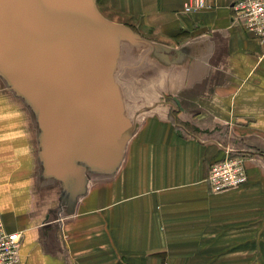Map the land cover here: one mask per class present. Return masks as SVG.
I'll return each mask as SVG.
<instances>
[{
    "label": "crops",
    "instance_id": "0c3cea01",
    "mask_svg": "<svg viewBox=\"0 0 264 264\" xmlns=\"http://www.w3.org/2000/svg\"><path fill=\"white\" fill-rule=\"evenodd\" d=\"M96 1L139 37L120 81L137 127L115 172L90 175L70 207L41 177L32 109L0 84V209L23 235L21 263L262 260L264 39L233 23L232 0L191 14L188 0ZM228 153L245 155L249 182L214 194L211 165Z\"/></svg>",
    "mask_w": 264,
    "mask_h": 264
},
{
    "label": "water",
    "instance_id": "95a60500",
    "mask_svg": "<svg viewBox=\"0 0 264 264\" xmlns=\"http://www.w3.org/2000/svg\"><path fill=\"white\" fill-rule=\"evenodd\" d=\"M130 28L96 0H0V77L36 116L43 175L72 207L112 174L137 127L116 80Z\"/></svg>",
    "mask_w": 264,
    "mask_h": 264
},
{
    "label": "built area",
    "instance_id": "2783aa9c",
    "mask_svg": "<svg viewBox=\"0 0 264 264\" xmlns=\"http://www.w3.org/2000/svg\"><path fill=\"white\" fill-rule=\"evenodd\" d=\"M216 0H188L186 13H195L213 9ZM232 21L258 39H264V0H232ZM208 185L214 194L238 189L249 182L247 159L242 154H230L223 160L211 165ZM21 232L7 230L0 209V264H22Z\"/></svg>",
    "mask_w": 264,
    "mask_h": 264
},
{
    "label": "rangeland",
    "instance_id": "374dc122",
    "mask_svg": "<svg viewBox=\"0 0 264 264\" xmlns=\"http://www.w3.org/2000/svg\"><path fill=\"white\" fill-rule=\"evenodd\" d=\"M97 3H98V1H97ZM99 5V4H98ZM97 5V6H98ZM99 8H100V5H99ZM101 9H102V11H103V8L101 7ZM103 13H104V15L105 16H108L104 11H103ZM126 46V47H125ZM127 51H129V46L127 45V44H122V48H121V54H120V61H118V67H117V71H116V80H117V83H118V85H119V87L121 88V92H122V97H123V99L125 100L126 98H125V94H124V90H126V86H125V84H123V83H121L120 81H121V79H123V74H122V69H123V59L125 58V56L123 55L125 52H127ZM0 84H2L4 87H6V88H8V86H7V84H6V82L0 77ZM128 88V87H127ZM13 92V91H12ZM17 96V95H16ZM18 97V96H17ZM127 103V102H126ZM33 112V111H32ZM33 115H34V117H35V120H36V116H35V114H34V112H33ZM36 122H37V120H36ZM37 126H38V124H37ZM38 134H39V130H38ZM38 139H39V136H38V138H37V141H38ZM39 142V141H38ZM38 161H39V163H40V174H41V177L43 178V167H42V163L40 162V160H39V157H38ZM106 174H104V175H95V176H105ZM50 179V178H49ZM51 180H53V179H51ZM53 181H55V180H53ZM56 182V181H55ZM55 182H53V183H55ZM57 183V182H56ZM54 186L56 185V184H53ZM58 186H60V189H61V185L58 183ZM62 191V190H61ZM60 191V193H58V195H57V197L60 195V198L62 199V192ZM60 199V200H61ZM245 257L246 258H252V260H253V264H257L259 261H260V263L262 264V262H264V258H262V260H260L261 258H260V255L259 254H247V255H245ZM258 261V262H257Z\"/></svg>",
    "mask_w": 264,
    "mask_h": 264
}]
</instances>
